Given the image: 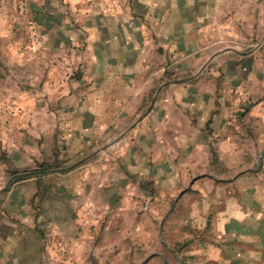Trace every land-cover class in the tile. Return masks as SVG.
<instances>
[{"label": "crops", "instance_id": "obj_1", "mask_svg": "<svg viewBox=\"0 0 264 264\" xmlns=\"http://www.w3.org/2000/svg\"><path fill=\"white\" fill-rule=\"evenodd\" d=\"M90 8L33 20L0 264H264V0Z\"/></svg>", "mask_w": 264, "mask_h": 264}, {"label": "rangeland", "instance_id": "obj_2", "mask_svg": "<svg viewBox=\"0 0 264 264\" xmlns=\"http://www.w3.org/2000/svg\"><path fill=\"white\" fill-rule=\"evenodd\" d=\"M95 1L0 0V219L8 216V213L2 209V205L8 187L10 186L5 189L6 176L11 173L7 166H5L6 158L2 150V138H5L3 136L4 124H8L12 111L15 109L13 95H15L16 90L26 89L32 85L29 84L28 80L24 81L22 75L28 74L31 71L29 59L31 56L30 36L33 30L31 27L34 26L33 20H38L39 18L43 20L45 18L44 16H48L50 17L48 21H51L52 25L54 22L56 24L57 21H67L68 24L78 28L80 22L74 15L78 11L82 12L83 9H89ZM55 24L54 26H56ZM26 60V64H23V61ZM2 162H5V165ZM35 185H38L39 188H44L50 185V182L45 178L40 181H35ZM41 191L35 193L29 199L30 204H32L31 207L34 208V212L36 213L40 210H37V206L34 204L45 201L47 196V194ZM74 216L77 217L76 215ZM89 225L88 223L86 227H89ZM91 227L88 228L90 230L89 232H94L95 230H92ZM83 228L84 226H81L79 223L77 231L80 232ZM87 261L90 264H110V261L96 263L89 258Z\"/></svg>", "mask_w": 264, "mask_h": 264}, {"label": "water", "instance_id": "obj_3", "mask_svg": "<svg viewBox=\"0 0 264 264\" xmlns=\"http://www.w3.org/2000/svg\"><path fill=\"white\" fill-rule=\"evenodd\" d=\"M263 152H264V147L262 149H260V151L256 154L255 164L253 166V170H256L258 168V166L260 164V160H261V155L263 154ZM146 258L147 257L143 258L139 263H136V264H142L146 260ZM127 264H133V263H127Z\"/></svg>", "mask_w": 264, "mask_h": 264}, {"label": "trees", "instance_id": "obj_4", "mask_svg": "<svg viewBox=\"0 0 264 264\" xmlns=\"http://www.w3.org/2000/svg\"><path fill=\"white\" fill-rule=\"evenodd\" d=\"M36 172H30V173H23L21 174L20 176L18 175H12L11 178L7 181L6 183V186H5V189L12 183L13 180H17V179H21V178H24V177H29L31 175H34ZM14 176V177H13Z\"/></svg>", "mask_w": 264, "mask_h": 264}, {"label": "built area", "instance_id": "obj_5", "mask_svg": "<svg viewBox=\"0 0 264 264\" xmlns=\"http://www.w3.org/2000/svg\"><path fill=\"white\" fill-rule=\"evenodd\" d=\"M83 216L87 217V219H88V218H89V219H94V214H93V212L90 211V210H85L84 213H83ZM87 221H88V220H87ZM87 221L83 220V218H82V220L80 221V225H81V226H86V225L89 223V222H87Z\"/></svg>", "mask_w": 264, "mask_h": 264}]
</instances>
